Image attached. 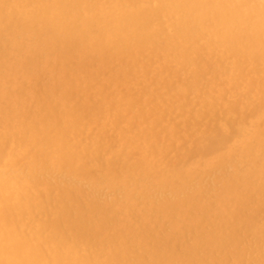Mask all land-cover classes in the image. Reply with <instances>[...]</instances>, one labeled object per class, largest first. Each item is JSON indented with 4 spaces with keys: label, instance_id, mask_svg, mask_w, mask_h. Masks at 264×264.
I'll return each mask as SVG.
<instances>
[{
    "label": "rangeland",
    "instance_id": "rangeland-1",
    "mask_svg": "<svg viewBox=\"0 0 264 264\" xmlns=\"http://www.w3.org/2000/svg\"><path fill=\"white\" fill-rule=\"evenodd\" d=\"M53 1L55 2V4ZM60 1L61 0H5V1L3 0V2H2V0H0V2H1V5H0V13L1 14H0V16H3L5 14L4 20L6 19L7 23L17 21V20H21V19L27 20L33 14H35L36 11L42 10L44 6H52V7L55 6V7H53V11H54V15L56 16L57 14H60L58 12L61 11L62 5H63L62 10L67 8V11H68L67 13H69V14L71 13L70 15H67V17L65 19L66 25L72 26V24H74V26H73L74 30L76 29L77 31L78 30L80 31V25H81L82 20L83 21L86 20L85 22H87V21H90L94 18H102V17H108V16H114V18H119L123 14L131 13V11H132V13H134L135 11H139V8L141 11V9L146 8L145 6L148 2H153V4H154V5L152 4L153 7H156L158 5V4H156L155 0L154 1L153 0H127V1L126 0H98V1L94 0L95 2L93 0H82V1L77 0V3H76V0H74L75 2L73 0H69V1L62 0L61 2ZM116 1H118V2H116ZM89 2H91V3H89ZM101 2H104V3L100 4ZM260 2H261V0H255V3H260ZM83 3H84V5H83ZM88 3L90 4L89 6H88ZM92 3H93V5H92ZM114 3L117 4V6ZM119 3L121 4L122 7L120 6ZM66 4H67V6H66ZM75 4H76V6H75ZM58 7H60L59 8L60 10H58ZM54 8H56V9H54ZM89 8H91V9H89ZM71 10H73L72 12L74 14L71 12ZM51 15H53V14H51ZM19 16H22V17H19ZM55 16L53 18H55ZM75 16H78V19H77V17L75 18ZM88 18H91V19H88ZM175 18L176 17L174 15H171L167 18L165 16H163L161 19L158 20L159 22L157 21V19L154 20V22L152 21L151 29H149L148 31H145V33L143 32L145 35L143 33L138 34V32H132L129 35L127 34V36H126L127 38L124 37V39L129 40V37L131 39L133 37L132 35H134V33L136 35H139V37H138V38H140L139 40L143 41V42H141V44H140V41H139L138 45H137V43H135L136 45L133 44V46H125V42L123 41V38L121 39L119 35L117 37H115V35H113V37H115L113 39V37L111 35L106 36V37H100L101 34H99L98 36L96 35V36L92 37L91 40H89L85 43H82V51L81 52H77L76 51L77 48H75V47L72 48L71 46L67 45L65 42L60 40L59 42H57L55 44L54 53H53L54 57L52 55L50 57L51 59L49 57H46L47 58L46 59V58L41 57V56H40V58L38 56L36 58V56L30 55V54H25L21 58H16V59H18V62H17L18 65H20L22 69H15L14 65L12 64L13 60H11V59L0 61V65L2 64L0 66V69L2 70V72L0 70V81L2 82V84H4L3 86L5 89L4 93H2L0 95V181L12 182V185H14L15 187L18 188V190L10 193L9 198L13 202L17 201V196L20 194L19 188L23 191V194H26V192L32 190L31 188H34V192H36V194H39L41 197H46V196L51 197L52 196L53 198H61L63 196L61 194H64L65 197H68L67 199H69L71 201V208L76 212L75 213L76 216L74 214L72 216V219H71L72 221L69 220L68 222H66L63 225V227H65V228L62 229V231H64V233L63 232L62 233L65 235V237H70V236L74 237V234L76 235L77 232H80L79 235L77 233V238H76L77 240H74L73 245H72V243L70 244V248L73 249V251L76 255L81 256V257H84L87 255V257L88 256L91 257L97 264H105V263L106 264H115V262H116V264L117 263H119V264H127V263L128 264H146V263L147 264H162V263L163 264H173L174 263L175 264L174 261H176V264H178V263L179 264H204V263L205 264H207V263L208 264H213V263L214 264H228V263L229 264H249L250 262H251L250 264H257V263L258 264L259 263L264 264V249H263L264 248V243H263L264 242V235H263V233H264V227H263L264 226V202H263L264 199L262 200V197L264 198V193H263L262 197H260V198L254 197V198H251L252 200H250L249 198L247 199L246 196H244V197L242 196V198H243L242 200L244 202L242 201V203H241L242 205L236 206V207L235 206L234 207L233 206L227 207L226 206V200L224 199V196H222V194H221L222 185H223V178H226L224 180H227V179H231V178L235 177L237 188H241L242 186H244V183L247 181V178L249 179V177L253 176L255 173H257L261 170H264V149H263L264 148V139H263L264 138V113H263L264 108H262L264 106V56H263L264 52H262V51H264V48H263L264 47V36L261 35V37H259L258 39L253 40L254 39L252 36L253 32L247 33L244 31V33L241 36L242 39L240 41L241 47L240 48L237 47L239 49V52H236V53L232 52L230 49V47H232V45H233V44L230 45V41H232V40L223 39L220 41L217 39L215 33L214 32L211 33L212 31H210V30L208 31V33H206L207 36L205 35V33L202 36L201 35L199 36V34L197 36H195L193 38V40H191V41H194V42H192L193 44L191 43V41L186 42L187 44H185L184 47H183L182 42H181L182 44H180V41H175L176 45L174 44V42L172 44H168V39L174 38V33H173L174 30L172 28V24L175 22V20H176ZM74 19H77V20L73 21ZM136 19H138V18H136ZM6 20H5V22H6ZM169 20H170V22H169ZM169 23L171 25H169ZM211 25H212V23L209 19L204 21V26L209 28ZM21 31L23 33H25L26 29L23 28V29H21ZM151 33H153V34H151ZM249 33H251V34H249ZM260 33H259V36H260ZM72 34L76 35L77 33L76 34L72 33ZM149 35H152L150 40L148 39ZM165 36H167V37H165ZM142 37H143V39H142ZM156 38H157V40H156ZM163 38H164V40H163ZM196 39H198L200 41H196ZM213 39H215V40H213ZM154 40H156V41H154ZM162 40H163V42H162ZM107 41L110 42V44L107 45ZM112 41L115 43H112ZM119 41H121L122 44ZM164 41H165L166 45H165ZM223 41H225V42H223ZM152 42L154 44H152ZM228 42H229V44H228ZM146 43L147 44L149 43V45H147ZM161 43H164V44H161ZM219 43H220V45L222 43L223 44L221 46H218ZM85 44H87V45L85 46ZM142 44H143V46H142ZM98 45H101L99 47L102 48V51H103L100 54H98L96 51V49L99 48ZM114 45H116V46H114ZM120 45H122V47ZM158 45H160V47ZM228 45H230V46H228ZM248 46H250V47H248ZM109 47L110 48L113 47L112 48L113 52H112V50H109ZM171 47H172V49H171ZM217 47H218V49H217ZM74 48H75V52H74ZM214 48H216V50H212ZM136 49H138V50L136 51ZM139 49L140 50L142 49L141 53H139L140 52ZM159 49H161V50H159ZM175 49H177V50H175ZM223 49L225 51H223ZM240 49H242L243 52ZM66 50H69V51H66ZM117 50H120V51H118L119 53L117 52ZM63 51H64V55H63ZM216 51H218L219 54H218V52L216 53ZM132 52L135 53L134 58H133L134 54L133 55L131 54ZM225 52H227V53H225ZM258 52H259V54H258ZM104 53L106 54L107 59H106V56ZM107 53H108V55H107ZM121 53H123L124 55ZM164 53L166 55H164ZM238 53H239V55H238ZM240 54H242L243 56ZM153 55H154V57H153ZM181 55H183V56H181ZM59 56H61V59ZM126 57H128V58H126ZM249 57H250V59H249ZM256 57H258V58H256ZM113 58H115V59H113ZM222 58H223V61H222ZM229 58H233V59H229ZM67 59H68V61H67ZM220 59H221V62H220ZM240 59H241V61H240L241 63H238L239 62L238 60H240ZM122 60H123V63H121ZM189 60H191V61H189ZM178 61H180V62H178ZM181 61H183V62H181ZM186 61H188L189 64ZM104 62H105V64L107 63L106 64L107 66L104 65ZM227 62H229V63H227ZM42 63L46 64V65H44V67H43ZM178 63H180L181 66H180V64L178 65ZM184 64L185 65L187 64V65L185 66ZM49 65H50V67L51 66L52 67L50 68ZM240 66H242V67H240ZM105 67L106 68L108 67V68L105 69ZM229 69H231V70H229ZM67 71H69V72H67ZM24 72H26V73H24ZM27 72H29V73H27ZM42 72H44V73H42ZM214 73H215V75H214ZM227 73L230 75H228ZM236 73L238 75H236ZM221 75H223V76H221ZM226 75H228V76H226ZM226 77H227V79H226ZM233 79H235V80H233ZM245 81H246V83H245ZM1 82H0V84H1ZM242 82H243V84H242ZM10 90H11V92H10ZM7 91L10 94H12L11 97H13L15 100H22L24 102V104L27 103V105L29 106V109L27 110V112H29L28 114L25 111H23L22 112L23 117H22L21 113L20 114L19 113H17V114L13 113L12 104L10 102H8L6 99L4 100V98H6L5 96L8 94ZM259 92H260V95H259ZM262 94H263V96H262ZM39 96H41V98ZM257 99H261V100H257ZM4 103H6V104H4ZM59 103H60V105H59ZM238 104H239V106H238ZM248 104H249V106H248ZM69 107L71 108V110ZM83 107H85V108H83ZM252 108H254V109L252 110ZM22 110L23 109H21V111ZM250 110L252 111V113ZM63 112H65V113H63ZM255 112L257 115L255 114ZM248 115L250 118L248 117ZM69 116H70V118H69ZM72 116H74V117L72 118ZM16 117L18 119H16ZM253 117H255V118H253ZM78 118H81L82 120L81 119L78 120ZM243 118H244V120H243ZM77 120H78V122H77ZM31 121L33 124L31 123ZM228 121H230V122H228ZM246 121H247V123H246ZM75 122H76V124H75ZM227 122L229 123V125L231 127L228 126ZM257 122H258V124H257ZM68 123H69V125H68ZM237 123H239V124H237ZM242 123H244V124H242ZM74 124H75V126H74ZM77 124H79V125H77ZM217 124H218V126H217ZM257 125H258V127H257ZM31 129H32V131H31ZM233 129H235V130L233 131ZM229 130H231V131L229 132ZM236 130H237L238 135L235 133ZM213 131H215V134ZM239 131L241 133H239ZM7 132H10V135ZM31 132H33L34 136L31 135ZM62 132H64V133H62ZM71 132H72V134H71ZM75 132H76V134H75ZM219 132H221V134L224 133L222 138L219 137L221 135V134L220 135L218 134ZM3 134H4V137H2ZM62 134L63 135L65 134L66 136H63ZM233 134H235V135H233ZM35 135H37V137H39V138L35 137ZM206 135H208L210 138L207 137ZM236 135L238 138L235 137ZM204 136H205V138H204ZM58 137H60V138H58ZM63 137H65V138H63ZM195 137H196V139H195ZM217 137H219V139L226 138V139H223V142H225V143L224 144L221 143V144H223L221 150L219 149L221 146H219L218 147L219 150L217 149L218 151L216 150L215 152L211 153V155L209 153L207 154L204 151L205 149L204 148L202 149V147H206L209 144V140L210 141L216 140V139H218ZM232 137H234V138H232ZM51 138H55V141L53 139V141L55 142V143L53 142L54 144L52 143ZM258 138H259V140H258ZM20 139H22V140H20ZM58 139H61V140H58ZM231 139H233V140L230 142L229 140H231ZM255 139H256V141H255ZM261 139H263V140H261ZM2 140H4V142ZM190 140H192V142ZM204 140H205V142H204ZM226 140H228L227 144H226ZM206 141H207V143H206ZM45 142H46V144H45ZM66 142H68V143L66 144ZM26 143H27V145H26ZM57 143H59V144L57 145ZM79 143H80V145H79ZM202 143H204V144H202ZM253 143L255 145H260V143H263V146L258 147V146H255ZM2 145L4 147L1 149ZM35 145H36V147H35ZM224 145H226V146H224ZM250 146H252L255 149L252 152V154L248 155L247 150H249ZM59 147H62V148H59ZM128 147H129V149H128ZM23 148L26 150H24ZM52 148H53V150H52ZM74 148L76 151L73 150ZM107 148H110V149H107ZM22 149H23V151H22ZM27 149H29V150H27ZM64 149H66V150H64ZM117 149H119V150H117ZM155 149H157V150H155ZM6 150H7V152H5ZM13 150L16 152H14ZM18 150H20V151H18ZM50 150H52V151L49 152ZM104 150H106L107 152ZM182 150H183V152H182ZM38 151H40V152H38ZM53 151L55 154L52 153ZM103 151H104V153H103ZM187 151H188V153H187ZM29 152H30V154H29ZM44 152H46V153H44ZM73 152H74V154H73ZM99 152L101 153V155ZM119 152L122 154H120ZM23 153H25V154H23ZM35 153H36V155H35ZM135 153H137V154H135ZM144 153H145V155H144ZM236 153L237 154L239 153V154L237 155ZM241 153H242V155H241ZM9 154H11V155H9ZM49 154H50V156H49ZM148 154H150V158L148 157L149 156ZM38 155H40V156L38 157ZM43 155H45V156H43ZM51 155H54V156H51ZM252 155H253V158H252ZM74 156L77 157L78 159L72 160V161L69 160V158H74ZM89 156H91V157H89ZM43 157H45V158L43 159ZM114 157L117 158L118 161ZM139 157H140V160L142 159L141 161L139 160ZM237 157H238V159H237ZM249 157H250V159H249ZM33 158L34 159L40 158V160L42 159L41 160L42 162L46 160V162H43V164H44L43 169H46L49 167L52 168L53 172L51 173V176L43 178V179L35 178L34 174L31 176V173L29 170L30 169L29 165H30V163L32 164V162L34 161ZM113 158H114V160H113ZM121 158H123V159H121ZM176 158H177V160H176ZM125 159L126 160L129 159L130 163H129V161H126ZM143 159H144V161H143ZM209 159H210V161H209ZM7 160L10 163L13 160L14 161L10 164ZM79 160H80V163H79ZM92 160H93L95 165L92 163ZM257 160H258V162H257ZM25 161H26V163H25ZM50 162H51V164H50ZM3 163H4V165H3ZM13 163H15L14 166H13ZM58 163L60 164V166ZM84 163H86V164H84ZM100 163H101V167H102L101 169H100V165H99ZM87 165H89V167ZM10 166H11V168H10ZM61 166H62V168H61ZM134 166H135V168H138L140 171L137 169H134ZM141 166H142V168H140ZM167 166H170V169ZM209 166H210V171H207L208 168L206 169V167H209ZM148 167H150V168H148ZM152 168H153V171L151 170ZM70 169H72V170H70ZM83 169L86 171H83ZM94 169H96V170H94ZM110 169H111V171H110ZM131 169L132 170L134 169V170L132 171ZM154 169H155V171H154ZM222 169H223V172H222ZM113 170H114V173H113ZM249 170L251 172H249ZM163 171H165V172H163ZM208 172H210V173H208ZM73 173H75V174H73ZM160 173H161V175H160ZM188 173H189V175H188ZM102 174H103V176H102ZM107 174H109V175H107ZM144 174H146V175H144ZM151 174H153V176H151ZM202 174H204V175H202ZM104 176H106V177L108 176L109 178L108 177L104 178ZM122 176H123V178H121ZM126 176H130V178H128ZM161 176H162V178H161ZM215 177H217V178H215ZM94 178H95V180H94ZM97 178H98V180H97ZM111 178H113L114 180H111ZM153 178L155 181L153 180ZM194 178H196V179H194ZM127 179L129 182L126 181ZM134 179L136 180L135 182H134ZM157 179H159V180H157ZM251 180H252V178H251ZM27 181L28 182L31 181L33 183H31V182L28 183ZM39 181H41V182L44 181V182L42 184H40L41 182H39ZM104 181H106V182H104ZM107 181H108V183H107ZM36 182H37V185H36ZM109 182H111V183H109ZM149 182H151V183H149ZM188 182H190V184H189L190 187L200 185L198 187V189L200 188L201 191H203V194H206L207 198L205 199V203L201 204V206L199 205V207H197V208H195L193 206L189 207L187 209V213L189 215L190 214L194 215V213H195V215H196L197 212H199V210L203 211L202 209H204L206 206H208L204 210L205 212L202 213V218L204 216L205 222L208 223L209 225L203 226V224H201V225L195 226V228L190 227V226L189 227L183 226L180 229L179 228L175 229V228H172V226H171L172 221H179L181 219V217L180 216L177 217V215L174 213H173V216L171 215V217H170V215H163V217H162V214H161L162 209L161 208L163 207V205H167V202L165 201V202L160 203L159 201H155L153 196L158 193L156 191L158 190L157 185H159V184L160 185L172 184L174 187L175 186L180 187L181 185H184ZM114 183L116 184L115 190L112 188V185ZM106 184H108V186ZM146 185L149 187H147ZM28 186H29V188H28ZM65 186H66V189H68V191L65 189ZM102 187H103V190H102ZM27 188L30 190H27ZM96 188H97V190H96ZM123 189H126L127 191L123 190ZM141 189L142 190L145 189L148 197L141 198V196H140L141 192L139 191ZM83 190H85V191H83ZM121 190H123V191H121ZM43 191L46 193H44ZM79 191H80V193H79ZM109 191H111V192H109ZM205 191H207V192H205ZM77 192H78V194L76 195ZM132 193H133V195H132ZM127 194L128 195L130 194V196L132 195V197H133L132 203H131V201H126L127 200V198H126ZM43 195H45V196H43ZM55 195L57 197H55ZM93 195L95 198H93ZM96 197H97V199H96ZM120 197H121V199H120ZM122 197H124V199ZM114 199H115L116 203L114 202ZM214 199H215V201H214ZM258 200H260V201H258ZM213 201H214V203H213ZM120 202H121V204H118ZM210 203H211V206H210ZM257 203H258V205H257ZM206 204H208V205H206ZM84 205H87V207L85 206L86 207L85 208ZM217 207H218V210H217ZM123 208L128 209V210L126 212H123ZM234 208H236V209H234ZM112 209H114V210L112 211ZM220 209L222 210V212ZM99 210H103L104 212L103 211L100 212ZM93 211H95V212H93ZM148 211H149V214H148ZM111 212L113 215L111 214ZM98 213H100V214H98ZM152 213H154V214H152ZM106 214H108V215H106ZM145 214H146V217L144 216ZM211 214L212 215L215 214V216H212ZM33 215H34V220H37L40 222L45 221V220H43L44 218L46 219V221L48 219L46 217L43 218L42 216H38L37 214H32L31 216H28L25 214L24 215L20 214L19 216L18 215L17 216L19 217V220L22 223L27 225L33 219L32 218ZM99 215H101V216H99ZM102 215H104V216H102ZM147 215H149V216H147ZM78 216H79V218H78ZM127 216H128V218H127ZM132 216L134 217V219ZM155 216H157V217H155ZM248 216H250V217H248ZM23 217H24V219H22ZM103 217H104V219L105 218L106 219L104 220ZM111 217L113 218L112 221H111ZM242 217H244V220L242 219ZM146 218H147V220L149 219L147 221V223H146ZM151 218H152V220H151ZM217 218H218V220H217ZM79 219H80V221H79ZM85 219H87V220H85ZM98 219H99V221H96ZM213 219H214V221H213ZM220 219H222V220L220 221ZM234 219H235V221H233ZM84 220H85V223H84ZM134 220H136V221L133 222ZM168 220H170V221L168 222ZM241 220H243V221H241ZM100 221H101V224H100ZM215 221H216V224H214ZM96 222H98V223H96ZM102 224H103V226H102ZM95 225L97 227H95ZM247 225H249V226H247ZM79 226H80V228H79ZM83 226L86 228L84 229ZM100 226H102V227H100ZM120 226H121V228H120ZM217 226H218V229H217ZM67 227H70V228H67ZM127 228H128V230H127ZM129 228H130V230H129ZM228 228H230L231 230H229ZM74 229H76V230H74ZM150 229H152V230H150ZM110 230H111V232H110ZM144 230H145V233H143ZM164 230L166 233L164 232ZM31 231H32V229L31 230L28 229V231L26 233L30 234ZM207 231L209 232V234L216 232L217 238L222 240V241L227 236L231 237V238H233V243H230V244L219 243L216 246L211 245V246L203 249V247H201L199 245V243H200L199 238L204 240L202 238V236H203V233L206 234ZM107 232H109V233H107ZM117 232H118V234L120 233V235H123V236L118 235ZM72 233H74V234H72ZM130 233H131V235H130ZM157 233H159V234H157ZM258 233H260V234H258ZM132 234H133V236H132ZM144 234H146V235H144ZM106 235H108V236L110 235V236L108 237ZM177 235H178V237H176ZM78 236H80V237L78 238ZM84 236H86V238ZM130 236H132L134 239ZM164 236H166V237H164ZM257 236H259V237H257ZM120 237H121V239H120ZM154 238H156V239H154ZM172 238H173V240H172ZM187 238H188V240H187ZM242 238H243V240H242ZM116 239H117V242H116ZM138 239L139 240L141 239V240L139 241ZM82 240H85V241H82ZM88 240H89V243H91V244L88 243ZM105 240H106V242H105ZM122 241L124 243H122ZM94 242H95V244H93ZM112 242H113V244H112ZM169 243H170L172 249L168 248V246L170 247ZM241 243H242V245H241ZM122 244H124V245H122ZM140 244L141 245L144 244V245L141 246ZM94 245H96V246H94ZM163 245L165 247H163ZM188 245H190V246H188ZM87 246L89 249L87 248ZM104 246H105V249H104ZM126 246H128V247H126ZM133 246H134L135 250H134ZM222 246H223V248H222ZM238 246H240V247H238ZM93 247H94V249H93ZM142 247H144L145 249H143ZM146 247H148L149 249ZM108 248L109 249L110 248L111 249L116 248V250L113 249V252H112V250L110 249L111 250L110 251ZM166 248H168L169 250ZM184 249H186V251ZM200 249H201V251H200ZM90 250H92V251H90ZM142 250H143V252H142ZM93 251H95V252H93ZM116 251H118V252H116ZM162 251H164V252L162 253ZM216 251H217V253H216ZM238 251H239V253H238ZM116 253H119L118 255H120V256H118ZM149 253H150V255H149ZM84 254H86V255H84ZM251 254H252V256H251ZM260 254L262 255V257ZM103 255H105V256H103ZM106 255H107V257H106ZM111 255H114V257L113 256L111 257ZM172 255H174V256H172ZM175 255L177 258H175V260H174L173 257H175ZM95 256L96 257L98 256V257L96 258ZM125 256H128V258H126ZM140 256L141 257L143 256V258H141ZM150 256H151V258H150ZM155 256H157V257H155ZM216 257H217V259H216ZM227 257H230V258H227ZM201 258H203V259H201ZM218 258H220V259H218ZM118 259L120 261H118ZM126 259H127V261L128 260L129 261L126 262ZM206 259H207V261H206ZM107 260L108 261L110 260L109 261L110 263ZM149 260L151 261V263ZM160 260L164 261V262H160ZM243 260H244V262H242ZM258 260H260V261H258ZM145 261H146V263H145ZM192 261H194V263ZM181 262H183V263H181Z\"/></svg>",
    "mask_w": 264,
    "mask_h": 264
},
{
    "label": "bare ground",
    "instance_id": "bare-ground-1",
    "mask_svg": "<svg viewBox=\"0 0 264 264\" xmlns=\"http://www.w3.org/2000/svg\"><path fill=\"white\" fill-rule=\"evenodd\" d=\"M5 1V0H4ZM62 1V0H61ZM60 1V2H61ZM69 1V0H67ZM74 1V0H73ZM82 1V0H81ZM94 1V0H93ZM98 1V0H97ZM127 1V0H126ZM154 1V0H153ZM3 2V0H2ZM46 2V1H45ZM54 2V1H53ZM75 2V1H74ZM95 2V1H94ZM114 2V1H113ZM118 2V1H116ZM142 2V1H141ZM156 4H158L156 7H153L152 4L153 2H148L146 4V8L144 9H141L140 11V8H139V11H135L134 13H126V14H123L121 15V17L119 18H114V16H108V17H102V18H94L90 21H83L81 22V25H80V31L78 32L76 29V31L74 30V24H72V26H68L66 25V17L67 15H70L69 13H67V8H65L64 10L63 9V5H62V9L60 12V14H57L56 16L54 15V11H53V7L55 6H44L42 10L40 11H36L35 14H33L29 19L27 20H17V21H13V22H10V23H7V20L5 22L4 20V15L3 16H0V61H3V60H8V59H11L13 60L12 64L14 65L15 69H22L20 65H18V59L16 58H21L23 55L25 54H30V55H33V56H37L40 58L41 57H51L54 53V47H55V44L57 42H59L60 40H62L63 42H65L67 45L71 46L72 48L75 47L77 48L76 51L77 52H81L82 51V43H85L89 40H91L92 37L94 36H98L99 34L100 37H106V36H109L111 35L113 37V35H115V37H117L118 35L120 36V38L122 39L123 38V41L125 42V46H133V44L139 43V35H136L134 33V35H130L132 38L130 39L129 37V40L128 39H124V37L127 36V34H131L132 32H138L139 33H145V31H148L149 29H151L152 27V21L154 22V20L157 19V21L159 19H161L163 16H165L166 18L171 16V15H174L176 18L175 22L172 24V28L174 30V38H169L168 39V44H172L174 42L175 44V41H180V44L183 43V47L185 44H187L186 42H189L191 40H193V38L195 36H197L199 34V36L201 35H206V33H208V31H212L211 33H215L216 37L218 40H223V39H230L232 41H230V45H232V47H230L231 51L232 52H239V49L237 47H241V44H240V41H241V36L242 34L245 32H253L252 36H253V40H256L258 39L259 37H261V35L264 36V0H261L260 3H255V0H155ZM76 3H77V0H76ZM81 3V2H80ZM91 3V2H89ZM88 3V6L90 5ZM97 3V2H96ZM104 2H101L100 4H103ZM146 3V2H145ZM55 4V2H54ZM57 4V3H56ZM68 4V3H67ZM66 4V6H67ZM74 4V3H73ZM115 4V3H114ZM120 4V3H119ZM127 4V3H126ZM151 4V5H150ZM0 5H1V2H0ZM53 5V4H52ZM58 5V4H57ZM84 5V3H83ZM93 5V3H92ZM91 5V6H92ZM95 5V4H94ZM106 5V4H105ZM117 6V4H115ZM154 5V4H153ZM73 6V5H72ZM71 6V7H72ZM76 6V4H75ZM90 6V7H91ZM121 6V4H120ZM133 6V5H132ZM61 7V6H60ZM58 7V10H60ZM79 7V6H78ZM81 7V6H80ZM84 7V6H83ZM103 7V6H102ZM107 7V6H106ZM113 7V6H112ZM122 7V6H121ZM70 8V7H69ZM74 8V7H73ZM82 8V7H81ZM98 8V7H97ZM111 8V7H110ZM56 9V8H54ZM75 9V8H74ZM91 9V8H89ZM120 9V8H119ZM138 9V8H137ZM95 10V9H94ZM108 10V9H107ZM70 11V10H69ZM73 10H71L72 12ZM79 11V10H78ZM77 11V12H78ZM81 11V10H80ZM91 11V10H90ZM99 11V10H98ZM97 11V12H98ZM105 11V10H104ZM9 12V11H8ZM87 12V11H86ZM114 12V11H113ZM138 12V13H137ZM3 13V12H2ZM73 13V12H72ZM76 13V12H75ZM88 13V12H87ZM137 13V14H136ZM1 14V13H0ZM53 14V15H51ZM74 14V13H73ZM105 14V13H104ZM116 14V13H115ZM7 15V14H6ZM77 15V14H76ZM96 15V14H95ZM112 15V14H111ZM117 15V14H116ZM55 16V18H53ZM97 16V15H96ZM102 16V15H101ZM19 17H22V16H19ZM77 17L78 19V16H75V18ZM84 17V16H83ZM88 17V16H87ZM99 17V16H98ZM173 17V16H172ZM171 17V18H172ZM138 18V19H136ZM77 19H74L73 21L77 20ZM82 19V18H81ZM88 19H91V18H88ZM209 19L212 23V25L208 28L206 26H204V21ZM70 20V19H69ZM80 20V19H79ZM171 20V19H170ZM169 20V22H170ZM166 21V20H165ZM70 22V21H69ZM78 22V21H77ZM159 22V21H158ZM161 23V22H160ZM40 24V25H39ZM156 24V23H155ZM165 24V23H164ZM168 24V23H167ZM70 25V24H69ZM157 25V24H156ZM155 25V26H156ZM169 25H171L169 23ZM160 26V25H159ZM76 27V26H75ZM26 29L25 33H23L21 31V29ZM73 28V29H72ZM162 28V27H161ZM165 29V28H164ZM156 31V30H155ZM172 31V30H171ZM261 32V33H260ZM71 33V34H70ZM72 33H77L76 35H73ZM143 33V34H144ZM155 33V32H154ZM160 33V32H159ZM210 33V32H209ZM259 33H260V36H259ZM153 34V33H151ZM158 34V33H157ZM246 34V33H245ZM251 34V33H249ZM145 35V34H144ZM165 35V34H164ZM167 35V34H166ZM212 35V34H211ZM173 36V35H172ZM207 36V35H206ZM113 37V39L115 38ZM144 37V36H143ZM142 37V39H143ZM152 37V35H149L148 36V39L150 40V38ZM154 37V36H153ZM167 37V36H165ZM164 37V38H165ZM215 37V38H216ZM127 38V37H126ZM138 38V39H137ZM163 38V40H164ZM208 38V37H207ZM206 38V39H207ZM106 39V38H105ZM111 39V38H110ZM141 39V40H142ZM177 39V40H176ZM96 40V39H95ZM157 40V38H156ZM154 40V41H156ZM162 40V42H163ZM208 40V39H207ZM215 40V39H213ZM261 40V39H260ZM114 41V40H113ZM112 43H115L113 42ZM116 41V40H115ZM145 41V40H144ZM152 41V40H151ZM161 41V40H160ZM196 41H200L198 39H196ZM219 41V42H220ZM95 42V41H94ZM99 42V41H98ZM101 42V41H100ZM121 43V41H119ZM141 42L143 41H140V44ZM147 42V41H146ZM159 42V41H158ZM182 42V43H181ZM194 42V41H191V43ZM218 42V41H217ZM225 42V41H223ZM243 42V41H242ZM251 42V41H250ZM263 42V41H262ZM119 43V44H120ZM165 43V41H164ZM164 43H161V44H164ZM202 43V42H201ZM206 43V42H205ZM215 43V42H214ZM256 43V42H255ZM254 43V44H255ZM94 44V43H93ZM110 44V42L107 41V45ZM118 44V45H119ZM122 44V43H121ZM147 44V43H146ZM152 44H154L152 42ZM157 44V43H156ZM160 44V43H159ZM173 44V45H174ZM193 44V43H192ZM223 44V43H222ZM221 44V45H222ZM229 44V42H228ZM244 44V43H243ZM247 44V43H246ZM87 44H85L86 46ZM95 45V44H94ZM117 45V44H116ZM114 45V46H116ZM136 45V44H135ZM145 45V44H144ZM149 45V43L147 44ZM166 45V43H165ZM176 45V44H175ZM190 45V44H189ZM220 43L218 46H221ZM228 45V46H230ZM91 46V45H90ZM101 46V45H98V47ZM122 47V45H120ZM119 46V47H120ZM141 46V45H140ZM143 46V44H142ZM141 46V47H142ZM153 46V45H152ZM160 47V45H158ZM168 46V45H167ZM188 46V45H187ZM186 46V47H187ZM194 46V45H193ZM227 46V45H226ZM225 46V47H226ZM245 46V45H244ZM255 46V45H254ZM137 47V46H136ZM162 47V46H161ZM170 47V46H169ZM181 47V46H180ZM190 47V46H189ZM188 47V48H189ZM250 47V46H248ZM75 48H74V52H75ZM89 48V47H88ZM113 48V47H112ZM109 47V50H112L113 52V49ZM155 48V47H154ZM207 48V47H206ZM264 48V47H263ZM262 48V49H263ZM84 49V48H83ZM117 49V48H116ZM115 49V50H116ZM134 49V48H133ZM172 49V47H171ZM218 49V47H217ZM220 49V48H219ZM248 49V48H247ZM65 50V49H64ZM86 50V49H85ZM108 50V49H107ZM121 50V49H120ZM120 50H117L120 51ZM123 50V49H122ZM126 50V49H125ZM135 50V49H134ZM138 49H136L137 51ZM145 50V49H144ZM152 50V49H151ZM161 50V49H159ZM164 50V49H163ZM174 50V49H173ZM177 50V49H175ZM185 50V49H184ZM198 50V49H197ZM212 50H216V48L212 49ZM227 50V49H226ZM242 50V49H240ZM259 50V49H258ZM66 51H69V50H66ZM88 51V50H87ZM97 53L100 54L102 53V48H97L96 49ZM129 51V50H128ZM139 53H141L142 49L140 50L139 49ZM156 51V50H155ZM182 51V50H181ZM187 51V50H186ZM196 51V50H195ZM211 51V50H210ZM223 51H225L223 49ZM257 51V50H256ZM134 52V51H133ZM131 53L132 55L134 54L133 58L135 57V53ZM218 51H216L217 53ZM228 52V51H227ZM225 52V53H227ZM243 52V50H242ZM249 52V51H248ZM264 52V51H262ZM119 53V52H118ZM138 53V52H137ZM171 53V52H170ZM174 53V52H173ZM212 53V52H211ZM80 54V53H79ZM105 54V53H104ZM123 54V53H121ZM197 54V53H196ZM219 54V52H218ZM247 54V53H246ZM259 54V52H258ZM60 55V54H59ZM63 55H64V51H63ZM108 55V53H107ZM124 55V54H123ZM126 55V54H125ZM141 55V54H140ZM139 55V56H140ZM164 55H166L164 53ZM187 55V54H186ZM185 55V56H186ZM222 55V54H221ZM227 55V54H226ZM237 55V54H236ZM239 55V53H238ZM242 55V54H240ZM69 56V55H68ZM72 56V55H71ZM106 56V54H105ZM127 56V55H126ZM168 56V55H167ZM183 56V55H181ZM195 56V55H194ZM243 56V55H242ZM257 56V55H256ZM264 56V55H263ZM54 57V55H53ZM52 57V58H53ZM60 59H61V56H59ZM63 57V56H62ZM66 57V56H65ZM99 57V56H98ZM110 57V56H109ZM120 57V56H119ZM154 57V55H153ZM162 57V56H161ZM218 57V56H217ZM222 57V56H221ZM220 57V58H221ZM128 58V57H126ZM131 58V57H130ZM160 58V57H159ZM167 58V57H166ZM189 58V57H188ZM238 58V57H237ZM236 58V59H237ZM258 58V57H256ZM47 59V58H46ZM51 59V58H50ZM64 59V58H63ZM66 59V58H65ZM69 59V58H68ZM67 59V61H68ZM106 59H107V56H106ZM115 59V58H113ZM120 59V58H119ZM168 59V58H167ZM179 59V58H178ZM182 59V58H181ZM185 59V58H184ZM229 59H233V58H229ZM250 59V57H249ZM255 59V58H254ZM262 59V58H261ZM57 60V59H56ZM121 60V59H120ZM188 60V59H187ZM259 60V59H258ZM257 60V61H258ZM48 61V60H47ZM134 61V60H133ZM168 61V60H167ZM191 61V60H189ZM222 61H223V58H222ZM239 62L238 63H241V59L238 60ZM253 61V60H252ZM41 62V61H40ZM51 62V61H50ZM89 62V61H88ZM93 62V61H92ZM121 62V61H120ZM180 62V61H178ZM183 62V61H181ZM185 62V61H184ZM188 63V61H186ZM220 62H221V59H220ZM235 62V61H234ZM52 63V62H51ZM70 63V62H69ZM97 63V62H96ZM103 63V62H102ZM123 63V60L122 62ZM176 63V62H175ZM224 63V62H223ZM229 63V62H227ZM226 63V64H227ZM231 63V62H230ZM11 64V65H12ZM43 64V63H42ZM56 64V63H55ZM72 64V63H71ZM107 64V63H106ZM104 62V65L107 66ZM180 63H178L179 65ZM189 64V63H188ZM217 64V63H216ZM2 65V64H1ZM0 65V66H1ZM41 65V64H40ZM44 65L46 64H43V67ZM52 65V64H51ZM58 65V64H57ZM56 65V66H57ZM185 65V64H184ZM187 65V64H186ZM185 65V66H186ZM219 65V64H218ZM113 66V65H112ZM181 66V64H180ZM184 66V67H185ZM41 67V66H40ZM50 67V65H49ZM52 67V66H51ZM50 67V68H51ZM84 67V66H83ZM100 67V66H99ZM111 67V66H110ZM234 67V66H233ZM239 67V66H238ZM242 67V66H240ZM30 68V67H29ZM102 68V67H101ZM108 68V67H107ZM105 67V69H107ZM221 68V67H220ZM224 68V67H223ZM231 68V67H230ZM40 69V68H39ZM55 69V68H54ZM1 70V69H0ZM213 70V69H212ZM231 70V69H229ZM11 71V70H10ZM33 71V70H32ZM56 71V70H55ZM64 71V70H63ZM104 71V70H103ZM2 72V70H1ZM31 72V71H30ZM53 72V71H52ZM57 72V71H56ZM69 72V71H67ZM105 72V71H104ZM214 72V71H213ZM18 73V72H17ZM26 73V72H24ZM29 73V72H27ZM44 73V72H42ZM82 73V72H81ZM219 73V72H218ZM20 74V73H19ZM47 74V73H46ZM45 74V75H46ZM101 74V73H100ZM228 74V73H227ZM234 74V73H233ZM169 75V74H168ZM215 75V73H214ZM219 75V74H218ZM230 75V74H228ZM226 75V76H228ZM236 75H238L236 73ZM4 76V75H3ZM223 76V75H221ZM234 77V76H233ZM95 78V77H94ZM225 79V78H224ZM227 79V77H226ZM64 80V79H63ZM235 80V79H233ZM5 81V80H4ZM225 81V80H224ZM232 81V80H231ZM230 81V82H231ZM1 82V81H0ZM246 83V81H245ZM243 84V82H242ZM4 84H0V95L2 93H4L5 89H4ZM7 85V84H6ZM79 86V85H78ZM258 86V85H257ZM181 87V86H180ZM183 87V86H182ZM207 87V86H206ZM259 87V86H258ZM77 88V87H76ZM251 88V87H250ZM254 88V87H253ZM11 89V88H10ZM179 89V88H178ZM210 89V88H209ZM261 89V88H260ZM69 90V89H68ZM67 90V91H68ZM90 90V89H89ZM213 90V89H212ZM255 90V89H254ZM257 90V89H256ZM8 92V91H7ZM11 92V90H10ZM31 92V91H30ZM257 92V91H256ZM255 92V93H256ZM261 92V91H260ZM260 92H259V95H260ZM195 93V92H194ZM262 93V92H261ZM4 95V94H3ZM12 94H10L8 92V94L5 96L6 98H4V100L6 99L8 102H10L13 106V113L14 114H17V113H21V116L23 115L22 112L25 111L27 114L29 112H27V110L29 109V106L27 105V103L24 104V102L22 100H15L13 97H11ZM36 95V94H35ZM41 95V94H40ZM254 95V94H253ZM54 96V95H53ZM263 96V94H262ZM41 98V96H39ZM259 97V96H258ZM45 99V98H44ZM86 100V99H85ZM257 100H261V99H257ZM57 102V101H56ZM6 104V103H4ZM109 104V103H108ZM241 104V103H240ZM243 104V103H242ZM263 104V103H262ZM60 105V103H59ZM75 105V104H74ZM110 105V104H109ZM244 105V104H243ZM260 105V104H259ZM65 106V105H64ZM181 106V105H180ZM239 106V104H238ZM249 106V104H248ZM10 107V106H9ZM67 107V106H66ZM247 107V106H246ZM257 107V106H256ZM260 107V106H259ZM258 107V108H259ZM70 108V107H69ZM85 108V107H83ZM195 108V107H194ZM264 108V106L262 107ZM21 109H23L21 111ZM26 109V110H25ZM80 109V108H79ZM254 108H252L253 110ZM71 110V108H70ZM81 110V109H80ZM16 113H15V112ZM74 111V110H73ZM79 111V110H78ZM77 111V112H78ZM251 111V110H250ZM261 111V110H260ZM80 112V111H79ZM84 112V111H83ZM219 112V111H218ZM258 112V111H257ZM59 113V112H58ZM65 113V112H63ZM76 113V112H75ZM81 113V112H80ZM252 113V111H251ZM264 113V112H263ZM82 114V113H81ZM80 114V115H81ZM230 114V113H229ZM256 114V112H255ZM25 115V114H24ZM44 115V114H43ZM61 115V114H60ZM73 115V114H72ZM215 115V114H214ZM245 115V114H244ZM247 115V114H246ZM257 115V114H256ZM18 116V115H17ZM45 116V115H44ZM185 116V115H184ZM23 117V116H22ZM74 116H72L73 118ZM222 117V116H221ZM249 117V115H248ZM8 118V117H7ZM11 118V117H10ZM9 118V119H10ZM70 118V116H69ZM218 118V117H217ZM250 118V117H249ZM255 118V117H253ZM16 119H18L16 117ZM42 119V118H41ZM81 119V118H78V120ZM226 119V118H225ZM77 120V122H78ZM82 120V119H81ZM244 120V118H243ZM202 121V120H201ZM234 121V120H233ZM261 121V120H260ZM70 122V121H69ZM72 122V121H71ZM80 122V121H79ZM230 122V121H228ZM227 122V123H228ZM263 122V121H262ZM32 123V121H31ZM208 123V122H207ZM219 123V122H218ZM226 123V124H227ZM247 123V121H246ZM5 124V123H4ZM33 124V123H32ZM38 124V123H37ZM76 124V122H75ZM74 124V126H75ZM239 124V123H237ZM244 124V123H242ZM258 124V122H257ZM262 124V123H261ZM69 125V123H68ZM71 125V124H70ZM79 125V124H77ZM73 126V127H74ZM90 126V125H89ZM218 126V124H217ZM228 126L229 123H228ZM237 126V125H236ZM242 126V125H241ZM16 127V126H15ZM66 127V126H65ZM68 127V126H67ZM72 127V126H71ZM70 127V128H71ZM115 127V126H114ZM231 127V126H230ZM229 127V128H230ZM258 127V125H257ZM31 128V127H30ZM38 128V127H37ZM215 128V127H214ZM234 128V127H233ZM17 129V128H16ZM36 129V128H35ZM68 129V128H67ZM208 129V128H207ZM221 129V128H220ZM228 129V128H227ZM260 129V128H259ZM39 130V129H38ZM235 129H233L234 131ZM241 130V129H240ZM32 131V129H31ZM69 131V130H68ZM231 130H229L230 132ZM74 132V131H73ZM212 132V131H211ZM214 134H215V131H213ZM218 132V131H217ZM216 132V133H217ZM259 132V131H258ZM9 133L10 135V132H7ZM25 133V132H24ZM48 133V132H47ZM64 133V132H62ZM79 133V132H78ZM192 133V132H191ZM235 133L238 135L237 133V130L235 131ZM239 133H241L239 131ZM13 134V133H12ZM28 134V133H27ZM72 134V132H71ZM76 134V132H75ZM209 134V133H208ZM211 134V133H210ZM219 135L221 134V132L218 133ZM224 134V133H223ZM223 134H221L219 137H223ZM24 135V134H23ZM30 135V134H29ZM31 135H33V132H31ZM63 135V134H62ZM61 135V136H62ZM79 135V134H78ZM235 135V134H233ZM237 135L235 137H237ZM8 136V135H7ZM34 136V135H33ZM32 136V137H33ZM55 136V135H54ZM53 136V137H54ZM63 136H66L65 134ZM207 137H209L208 135H206ZM4 137V134L3 136ZM13 137V136H12ZM35 137H37V135H35ZM34 137V138H35ZM154 137V136H153ZM200 137V136H199ZM212 137V136H211ZM219 137H217L218 139L216 140H209V144L206 146V147H202V149L204 148L205 152L208 154L211 155V153L215 152L219 146H221L219 149L221 150L222 148V145L225 143L223 142V139H226V138H223V139H219ZM230 137V136H229ZM22 138V137H21ZM29 138V137H28ZM39 138V137H37ZM60 138V137H58ZM65 138V137H63ZM205 138V136H204ZM210 138V137H209ZM215 138V137H214ZM234 138V137H232ZM238 138V137H237ZM256 138V137H255ZM11 139V138H10ZM14 139V138H13ZM24 139V138H23ZM27 139V138H26ZM32 139V138H31ZM42 139V138H41ZM48 139V138H47ZM52 139V143L55 141V138H51ZM54 139V141H53ZM156 139V138H155ZM196 139V137H195ZM194 139V140H195ZM200 139V138H199ZM264 139V138H263ZM261 139V140H263ZM22 140V139H20ZM30 140V139H29ZM37 140V139H36ZM39 140V139H38ZM44 140V139H43ZM58 140H61V139H58ZM66 140V139H65ZM193 140V139H192ZM192 140H190L192 142ZM201 140V139H200ZM206 140V139H205ZM204 140V142H205ZM233 139L229 140L230 142L232 141ZM259 140V138H258ZM4 142V140H2ZM17 141V140H16ZM32 141V140H31ZM67 141V140H66ZM101 141V140H100ZM116 141V140H115ZM256 141V139H255ZM2 142V143H3ZM19 142V141H18ZM29 142V141H28ZM34 142V141H33ZM37 142V141H36ZM40 142V141H39ZM72 142V141H71ZM77 142V141H76ZM121 142V141H120ZM144 142V141H143ZM142 142V143H143ZM190 142V143H191ZM254 142V141H253ZM55 143V142H54ZM53 143V144H54ZM65 143V142H64ZM68 142H66L67 144ZM70 143V142H69ZM78 143V142H77ZM129 143V142H128ZM141 143V144H142ZM157 143V142H156ZM188 143V142H187ZM207 143V141H206ZM223 143V144H221ZM228 143V140H226V144ZM233 143V142H232ZM35 144V143H34ZM46 144V142H45ZM59 143H57L58 145ZM62 144V143H61ZM107 144V143H106ZM116 144V143H115ZM204 144V143H202ZM254 144V143H253ZM9 145V144H8ZM27 145V143H26ZM29 145V144H28ZM40 145V144H39ZM56 145V144H55ZM54 145V146H55ZM56 145V146H57ZM78 145V144H77ZM80 145V143H79ZM78 145V146H79ZM128 145V144H127ZM150 145V144H149ZM160 145V144H159ZM191 145V144H190ZM255 145V144H254ZM32 146V145H31ZM61 146V145H60ZM74 146V145H73ZM76 146V145H75ZM88 146V145H87ZM116 146V145H115ZM129 146V145H128ZM138 146V145H137ZM141 146V145H140ZM185 146V145H184ZM203 146V145H202ZM226 146V145H224ZM223 146V147H224ZM255 146H258V147H262L263 146V143H260V145H255ZM4 146L2 145L1 146V149L3 148ZM36 147V145H35ZM38 147V146H37ZM52 147V146H51ZM72 147V146H71ZM107 147V146H106ZM112 147V146H111ZM110 147V148H111ZM132 147V146H131ZM144 147V146H143ZM196 147V146H195ZM248 147V146H247ZM20 148V147H19ZM47 148V147H46ZM54 148V147H53ZM52 148V150H53ZM59 148H62V147H59ZM82 148V147H81ZM89 148V147H88ZM110 148H107V149H110ZM24 149V148H23ZM22 149V151H23ZM33 149V148H32ZM39 149V148H38ZM51 149V148H50ZM129 149V147H128ZM196 149V148H195ZM218 149V150H219ZM255 148H253L252 146L249 147V150H247V154H252V152L254 151ZM264 149V148H263ZM12 150V149H11ZM17 150V149H16ZM26 150V149H24ZM29 150V149H27ZM45 150V149H44ZM43 150V151H44ZM52 150H50L49 152H51ZM66 150V149H64ZM63 150V151H64ZM75 150V148L73 149ZM80 150V149H79ZM78 150V151H79ZM101 150V149H100ZM119 150V149H117ZM154 150V149H153ZM157 150V149H155ZM188 150V149H187ZM199 150V149H198ZM217 150V151H218ZM237 150V149H236ZM14 151V150H13ZM20 151V150H18ZM42 151V152H43ZM76 151V150H75ZM106 151V150H104ZM103 151V153H104ZM196 151V150H195ZM203 151V152H204ZM239 151V150H238ZM7 152V150L5 151ZM11 152V151H10ZM16 152V151H14ZM40 152V151H38ZM107 152V151H106ZM109 152V151H108ZM127 152V151H126ZM149 152V151H148ZM183 152V150H182ZM191 152V151H190ZM198 152V151H197ZM201 152V151H200ZM229 152V151H228ZM245 152V151H244ZM46 153V152H44ZM54 153V151L52 152ZM100 153V152H99ZM98 153V154H99ZM120 153V152H119ZM141 153V152H140ZM151 153V152H150ZM156 153V152H155ZM188 153V151H187ZM257 153V152H256ZM255 153V154H256ZM25 154V153H23ZM30 154V152H29ZM55 154V153H54ZM74 154V152H73ZM107 154V153H106ZM110 154V153H109ZM115 154V153H114ZM122 154V153H120ZM137 154V153H135ZM152 154V153H151ZM215 154V153H214ZM217 154V153H216ZM235 154V153H234ZM233 154V155H234ZM237 154V153H236ZM239 154V153H238ZM237 154V155H238ZM244 154V153H243ZM254 154V155H255ZM263 154V153H262ZM11 155V154H9ZM36 155V153H35ZM101 155V153H100ZM117 155V154H116ZM145 155V153H144ZM149 155V156H148ZM147 156L150 158V154H148ZM199 155V154H198ZM242 155V153H241ZM23 156V155H22ZM21 156V157H22ZM28 156V155H27ZM31 156V155H30ZM40 155H38L39 157ZM45 156V155H43ZM50 156V154H49ZM51 156H54V155H51ZM123 156V155H122ZM121 156V157H122ZM125 156V155H124ZM146 156V157H147ZM155 156V155H154ZM167 156V155H166ZM177 156V155H176ZM190 156V155H189ZM228 156V155H227ZM226 156V157H227ZM231 156V155H230ZM256 156V155H255ZM258 156V155H257ZM10 157V156H9ZM91 157V156H89ZM93 157V156H92ZM105 157V156H104ZM103 157V158H104ZM107 157V156H106ZM117 157V156H116ZM129 157V156H128ZM136 157V156H135ZM138 157V156H137ZM199 157V156H198ZM229 157V156H228ZM234 157V156H233ZM240 157V156H239ZM17 158V157H16ZM25 158V157H24ZM35 158V157H34ZM33 158V162L32 164L30 163L29 167H30V173H31V176L34 174L35 178L37 179H43V178H46V177H49L51 176V173L53 172L52 168H46V169H43L44 167V164L43 162H46L45 161H41L40 158H36L34 159ZM45 157H43L44 159ZM50 158V157H49ZM108 158V157H107ZM115 158V157H114ZM113 158V160H114ZM131 158V157H130ZM143 158V157H142ZM152 158V157H151ZM184 158V157H183ZM230 158V157H229ZM241 158V157H240ZM252 158H253V155H252ZM15 159V158H14ZM48 159V158H47ZM78 158L74 156V158H69V160H77ZM105 159V158H104ZM117 159V158H115ZM123 159V158H121ZM147 159V158H146ZM164 159V158H163ZM166 159V158H165ZM188 159V158H187ZM224 159V158H223ZM232 159V158H231ZM238 159V157H237ZM242 159V158H241ZM245 159V158H244ZM250 159V157H249ZM255 159V158H254ZM84 160V159H83ZM99 160V159H98ZM126 160V159H125ZM139 160H140V157H139ZM142 160V159H141ZM140 160V161H141ZM154 160V159H153ZM157 160V159H156ZM159 160V159H158ZM177 160V158H176ZM243 160V159H242ZM256 160V159H255ZM261 160V159H260ZM8 161V160H7ZM11 161V160H10ZM14 161V160H13ZM12 161V162H13ZM27 161V160H26ZM25 161V163H26ZM52 161V160H51ZM91 161V160H90ZM118 161V159H117ZM124 161V160H123ZM126 161H129V159H127ZM144 161V159H143ZM146 161V160H145ZM148 161V160H147ZM185 161V160H184ZM189 161V160H188ZM210 161V159H209ZM208 161V162H209ZM235 161V160H234ZM247 161V160H246ZM9 162V161H8ZM11 162V163H12ZM21 162V161H20ZM160 162V161H159ZM200 162V161H199ZM248 162V161H247ZM258 162V160H257ZM10 163V162H9ZM10 163V164H11ZM60 163V162H59ZM58 163V164H59ZM79 163H80V160H79ZM92 163L94 164L93 160H92ZM91 163V164H92ZM103 163V162H102ZM105 163V162H104ZM130 163V161H129ZM161 163V162H160ZM204 163V162H203ZM213 163V162H212ZM217 163V162H216ZM227 163V162H226ZM237 163V162H236ZM260 163V162H259ZM51 164V162H50ZM56 164V163H55ZM64 164V163H63ZM77 164V163H76ZM86 164V163H84ZM134 164V163H133ZM139 164V163H138ZM137 164V165H138ZM149 164V163H148ZM178 164V163H177ZM199 164V163H198ZM218 164V163H217ZM223 164V163H222ZM235 164V163H234ZM257 164V163H256ZM4 165V163H3ZM15 165V163H13V166ZM79 165V164H78ZM77 165V166H78ZM95 165V164H94ZM100 165V169L102 168L101 167V163L99 164ZM109 165V164H108ZM125 165V164H124ZM205 165V164H204ZM252 165V164H251ZM25 166V165H24ZM23 166V167H24ZM55 166V165H54ZM60 166V164H59ZM65 166V165H64ZM63 166V167H64ZM89 167V165H87ZM115 166V165H114ZM120 166V165H119ZM136 166V165H135ZM134 166V169H137L139 170L138 168H135ZM156 166V165H155ZM228 166V165H227ZM239 166V165H238ZM249 166V165H248ZM255 166V165H254ZM260 166V165H259ZM8 167V166H7ZM27 167V166H26ZM76 167V166H75ZM96 167V166H95ZM105 167V166H104ZM131 167V166H130ZM152 167V166H151ZM169 167L170 169V166H167ZM196 167V166H195ZM213 167V166H212ZM225 167V166H224ZM246 167V166H245ZM253 167V166H252ZM258 167V166H257ZM256 167V168H257ZM9 168V167H8ZM11 168V166H10ZM13 168V167H12ZM18 168V167H17ZM22 168V167H21ZM62 168V166H61ZM99 168V167H98ZM106 168V167H105ZM142 168V166L140 167ZM150 168V167H148ZM174 168V167H173ZM178 168V167H177ZM181 168V167H180ZM208 168V169H207ZM239 168V167H238ZM27 169V168H26ZM99 169V170H100ZM114 169V168H113ZM133 169V170H134ZM145 169V168H144ZM157 169V168H156ZM197 169V168H196ZM207 171H210V166L209 167H206ZM218 169V168H217ZM216 169V170H217ZM220 169V168H219ZM244 169V168H243ZM252 169V168H251ZM258 169V168H257ZM263 169V168H262ZM12 170V169H11ZM33 170V171H32ZM72 170V169H70ZM91 170V169H90ZM96 170V169H94ZM132 170V169H131ZM132 170V171H133ZM142 170V169H141ZM146 170V169H145ZM153 171V168L151 169ZM165 170V169H164ZM254 170V169H253ZM260 170V169H259ZM7 171V170H6ZM16 171V170H15ZM83 171H86L83 169ZM111 171V169H110ZM140 171V170H139ZM155 171V169H154ZM172 171V170H171ZM184 171V170H183ZM189 171V170H188ZM195 171V170H194ZM193 171V172H194ZM26 172V171H25ZM33 172V173H32ZM135 172V171H134ZM138 172V171H137ZM143 172V171H142ZM165 172V171H163ZM167 172V171H166ZM204 172V171H203ZM206 172V171H205ZM212 172V171H211ZM219 172V171H218ZM217 172V173H218ZM222 172H223V169H222ZM234 172V171H233ZM243 172V171H242ZM248 172V171H247ZM249 172H251L249 170ZM255 172V171H254ZM76 173V172H75ZM73 173V174H75ZM110 173V172H109ZM113 173H114V170H113ZM112 173V174H113ZM133 173V172H132ZM131 173V174H132ZM140 173V172H139ZM162 173V172H161ZM160 173V175H161ZM182 173V172H181ZM200 173V172H199ZM210 173V172H208ZM225 173V172H224ZM141 174V173H140ZM155 174V173H154ZM157 174V173H156ZM201 174V173H200ZM205 174V173H204ZM202 174V175H204ZM237 174V173H236ZM22 175V174H21ZM29 175V174H28ZM109 175V174H107ZM111 175V174H110ZM146 175V174H144ZM163 175V174H162ZM189 175V173H188ZM251 175V174H250ZM85 176V175H84ZM103 176V174H102ZM115 176V175H114ZM131 176V175H130ZM130 176H126L128 178H130ZM140 176V175H139ZM150 176V175H149ZM151 176H153V174H151ZM168 176V175H167ZM196 176V175H195ZM201 176V175H200ZM230 176V175H229ZM233 176V175H232ZM239 176V175H238ZM108 177V176H107ZM106 176H104V178H107ZM125 177V176H124ZM146 177V176H145ZM192 177V176H191ZM91 178V177H90ZM109 178V177H108ZM123 178V176L121 177ZM132 178V177H131ZM141 178V177H140ZM143 178V177H142ZM151 178V177H150ZM162 178V176H161ZM167 178V177H166ZM210 178V177H209ZM217 178V177H215ZM219 178V177H218ZM231 178V177H230ZM241 178V177H240ZM252 178V180H251ZM102 179V178H101ZM126 179V178H125ZM193 179V178H192ZM196 179V178H194ZM214 179V178H213ZM226 178H223V185H222V191H221V194L222 196H224V199L226 200V206L230 207V206H241L242 204V196H246V198L252 200L251 198H254V197H262L263 193H264V170H261L257 173H255L253 176L249 177V179L247 178V183L243 182L244 183V186H242L241 188H237L236 186V178H231V179H227V180H224ZM63 180V179H62ZM95 180V178H94ZM98 180V178H97ZM96 180V181H97ZM104 180V179H103ZM111 180H114L113 178H111ZM116 180V179H115ZM124 180V179H123ZM151 180V179H150ZM149 180V181H150ZM154 180V178H153ZM159 180V179H157ZM204 180V179H203ZM221 180V179H220ZM219 180V181H220ZM100 181V180H99ZM102 181V180H101ZM127 182L128 179L126 180ZM136 180L134 179V182ZM155 181V180H154ZM188 181V180H187ZM28 182V181H27ZM31 182V181H30ZM28 182V183H30ZM41 182V181H39ZM44 181H42L40 184H42ZM106 182V181H104ZM114 182V181H113ZM120 182V181H119ZM147 182V181H146ZM158 182V181H157ZM156 182V183H157ZM162 182V181H161ZM165 182V181H164ZM177 182V181H176ZM184 182V181H183ZM209 182V181H208ZM214 182V181H213ZM221 182V181H220ZM15 183V182H14ZM33 183V182H31ZM99 183V182H98ZM108 183V181H107ZM111 183V182H109ZM118 183V182H117ZM148 183V182H147ZM151 183V182H149ZM238 183V182H237ZM16 184V183H15ZM52 184V183H51ZM128 184V183H127ZM132 184V183H131ZM130 184V185H131ZM136 184V183H135ZM146 184V183H145ZM153 184V183H152ZM175 184V183H174ZM190 182L184 184V185H181L180 187L179 186H173L172 184H162V185H157V191L158 192L157 194H155L153 197H154V200L155 201H159L160 203L161 202H167V205H163V207L161 208V214H162V217L163 215H171L173 216V213L178 216L181 217V219L179 221H172V228H181L183 226H186V227H194L197 226V225H201L203 224V226H207L209 225L208 223L205 222L204 220V216L202 218V213L205 212L204 210L206 209V206L204 209H202L203 211H200L197 212V214L195 215H189L187 213V209L191 206L197 208L199 207V205L201 206V204H204L205 203V199L207 198L206 197V194H203V191H201V189L198 187L200 185H196V186H193V187H190ZM36 185H37V182H36ZM44 185V184H43ZM108 186V184H106ZM122 185V184H121ZM133 185V184H132ZM144 185V184H143ZM142 185V186H143ZM155 185V186H156ZM30 186V185H29ZM28 186V188H29ZM33 186V185H32ZM67 186V185H66ZM66 186H65V189H66ZM71 186V185H70ZM76 186V185H75ZM104 186V185H103ZM145 186V185H144ZM147 186V185H146ZM31 187V186H30ZM38 187V186H37ZM49 187V186H48ZM52 187V186H51ZM77 187V186H76ZM121 187V186H120ZM124 187V186H123ZM149 187V186H147ZM208 187V186H207ZM26 188V187H25ZM27 190H30L28 189ZM44 188V187H43ZM64 188V187H63ZM75 188V187H74ZM98 188V187H97ZM96 188V190H97ZM111 188V187H110ZM112 188L115 190L116 189V184L114 183L112 185ZM111 188V189H112ZM122 188V187H121ZM154 188V187H153ZM32 190L26 192V194H23V191L19 188V191H20V194L17 196V201L16 202H13L12 200H10L9 196H10V193L13 192V191H16L18 190L17 187H15L14 185H12V182H9V181H0V264H97L91 257H87L84 256V257H81V256H78L74 253L73 249L70 248V244L72 243L73 245V242L74 240H77V233L79 235L80 232H77L76 235L74 233V237L73 236H70V237H65V235L63 234L64 231H62L63 228V225L68 222L69 220L72 219V216L76 213L72 208H71V201L69 199H67L68 197H65L64 194H61L63 195L61 198H52L50 196H46V197H41L39 194H36V192H34V188H31ZM47 189V188H46ZM83 189V188H82ZM85 189V188H84ZM93 189V188H92ZM119 189V188H118ZM135 189V188H134ZM133 189V190H134ZM155 189V188H154ZM207 189V188H206ZM205 189V190H206ZM218 189V188H217ZM25 190V189H24ZM58 190V189H57ZM68 191V189H66ZM71 190V189H70ZM99 190V189H98ZM102 190H103V187H102ZM101 190V191H102ZM110 190V189H109ZM123 190H126V189H123ZM121 190V191H123ZM160 190V191H159ZM210 190V189H209ZM72 191V190H71ZM82 191V190H81ZM85 191V190H83ZM119 191V190H118ZM127 191V190H126ZM141 193H140V196L141 198H146L148 197L147 195V192L144 190H139ZM38 192V191H37ZM44 192V191H43ZM51 192V191H50ZM111 192V191H109ZM120 192V191H119ZM129 192V191H128ZM207 192V191H205ZM46 193V192H44ZM80 193V191H79ZM122 193V192H121ZM218 193V192H217ZM53 194V193H52ZM74 194V193H73ZM78 194V192L76 193V195ZM88 194V193H87ZM100 194V193H99ZM107 194V193H106ZM110 194V193H109ZM117 194V193H116ZM216 194V193H215ZM50 195V194H49ZM54 195V194H53ZM75 195V196H76ZM86 195V194H85ZM133 195V193H132ZM132 195L130 196V194L126 195V198L127 200L126 201H133V197ZM210 195V194H209ZM45 196V195H43ZM96 196V195H95ZM211 196V195H210ZM214 196V195H213ZM55 197H57L55 195ZM98 197V196H97ZM96 197V199H97ZM106 197V196H105ZM212 197V196H211ZM73 198V197H72ZM75 198V197H74ZM93 198L94 195H93ZM92 198V199H93ZM100 198V197H99ZM124 199V197H122ZM215 198V197H214ZM121 199V197H120ZM151 199V198H150ZM212 199V198H211ZM264 198L262 197V200ZM91 200V199H90ZM89 200V201H90ZM148 200V199H147ZM96 201V200H95ZM94 201V202H95ZM125 201V202H126ZM215 201V199H214ZM213 201V203H214ZM260 201V200H258ZM77 202V201H76ZM88 202V201H87ZM86 202V203H87ZM103 202V201H102ZM101 202V203H102ZM107 202V201H106ZM114 202H115V199H114ZM122 202V201H121ZM118 203V204H121ZM144 202V201H143ZM150 202V201H149ZM207 202V201H206ZM221 202V201H220ZM244 202V201H243ZM253 202V201H252ZM264 202V201H263ZM96 203V202H95ZM100 203V204H101ZM110 203V202H109ZM116 203V202H115ZM153 203V202H152ZM212 203V204H213ZM222 203V202H221ZM220 203V204H221ZM114 204V203H113ZM142 204V203H141ZM151 204V203H150ZM224 204V203H223ZM245 204V203H244ZM261 204V203H260ZM75 205V204H74ZM92 205V204H91ZM108 205V204H107ZM208 205V204H206ZM247 205V204H246ZM250 205V204H249ZM258 205V203H257ZM263 205V204H262ZM81 206V205H80ZM87 207V205H84V207ZM118 206V205H117ZM157 206V205H156ZM205 206V205H204ZM210 206H211V203H210ZM217 206V205H216ZM85 207V208H86ZM90 207V206H89ZM88 207V208H89ZM95 207V206H94ZM93 207V208H94ZM134 207V206H133ZM140 207V206H139ZM244 207V206H243ZM258 207V206H257ZM256 207V208H257ZM116 208V207H115ZM114 208V209H115ZM157 208V207H156ZM240 208V207H239ZM246 208V207H245ZM259 208V207H258ZM263 208V207H262ZM76 209V208H75ZM100 209V208H99ZM112 209V211L114 210ZM123 208V212H126L128 209H125ZM131 209V208H130ZM145 209V208H144ZM192 209V208H191ZM229 209V208H228ZM236 209V208H234ZM247 209V208H246ZM146 210V209H145ZM193 210V209H192ZM210 210V209H209ZM215 210V209H214ZM217 210H218V207H217ZM216 210V211H217ZM221 210V209H220ZM224 210V209H223ZM233 210V209H232ZM100 212L103 211V210H99ZM211 211V210H210ZM250 211V210H249ZM91 212V211H90ZM95 212V211H93ZM104 212V211H103ZM145 212V211H144ZM192 212V211H191ZM222 212V210H221ZM246 212V211H245ZM84 213V212H83ZM211 213V212H210ZM224 213V212H223ZM222 213V214H223ZM234 213V212H233ZM238 213V212H237ZM252 213V212H251ZM22 214V215H28V216H31L32 214H37L38 216H42L43 218L46 217L48 218L47 221L46 219L44 218L43 220L45 221H37V220H34V215H33V219L26 225L24 223H22L20 220H19V215ZM92 214V213H91ZM100 214V213H98ZM102 214V213H101ZM112 214V212H111ZM148 214H149V211H148ZM154 214V213H152ZM220 214V213H219ZM18 215V216H17ZM108 215V214H106ZM113 215V214H112ZM212 215V214H211ZM248 215V214H247ZM76 216V214H75ZM97 216V215H96ZM101 216V215H99ZM104 216V215H102ZM119 216V215H118ZM146 217V214L144 215ZM143 216V217H144ZM149 216V215H147ZM212 216H215L212 215ZM211 216V217H212ZM225 216V215H224ZM84 217V216H83ZM106 217V216H105ZM114 217V216H113ZM133 217V216H132ZM144 217V218H145ZM157 217V216H155ZM167 217V216H166ZM250 217V216H248ZM247 217V218H248ZM258 217V216H257ZM77 218V217H76ZM75 218V219H76ZM79 218V216H78ZM81 218V217H80ZM128 218V216H127ZM210 218V217H209ZM219 218V217H218ZM217 218V220H218ZM222 218V217H221ZM233 218V217H232ZM21 219V218H20ZM24 219V217L22 218ZM97 219V218H96ZM104 219V217H103ZM106 219V218H105ZM104 219V220H105ZM112 217H111V221H112ZM134 219V217H133ZM141 219V218H140ZM175 219V218H174ZM224 219V218H223ZM242 219L244 220V217H242ZM87 220V219H85ZM85 220H84V223H85ZM142 220V219H141ZM149 220V219H148ZM147 218H146V223H147ZM152 220V218H151ZM173 220V219H172ZM222 219H220L221 221ZM227 220V219H226ZM241 220V221H243ZM257 220V219H256ZM72 221V220H71ZM80 221V219H79ZM96 221H99L96 220ZM107 221V220H106ZM115 221V220H114ZM136 220H134L133 222H135ZM170 220H168L169 222ZM208 221V220H207ZM214 221V219H213ZM232 221V220H231ZM235 221V219L233 220ZM232 221V222H233ZM74 222V221H73ZM105 222V221H104ZM155 222V221H154ZM210 222V221H209ZM240 222V221H239ZM254 222V221H253ZM98 223V222H96ZM113 223V222H112ZM123 223V222H122ZM126 223V222H125ZM165 223V222H164ZM220 223V222H219ZM222 223V222H221ZM234 223V222H233ZM241 223V222H240ZM100 224H101V221H100ZM99 224V225H100ZM106 224V223H105ZM111 224V223H110ZM134 224V223H133ZM140 224V223H139ZM216 224V221L215 223ZM213 224V225H214ZM223 224V223H222ZM230 224V223H229ZM253 224V223H252ZM71 225V224H70ZM163 225V224H162ZM238 225V224H237ZM69 226V225H68ZM72 226V225H71ZM77 226V225H76ZM103 226V224H102ZM100 226V227H102ZM148 226V225H147ZM236 226V225H235ZM249 226V225H247ZM260 226V225H259ZM84 227V226H83ZM95 227H97L95 225ZM99 227V228H100ZM129 227V226H128ZM136 227V226H135ZM134 227V228H135ZM185 227V228H186ZM264 227V226H263ZM67 228H70V227H67ZM73 228V227H72ZM78 228V227H77ZM80 228V226H79ZM86 227H84L85 229ZM105 228V227H104ZM121 228V226H120ZM164 228V227H163ZM169 228V227H168ZM167 228V229H168ZM210 228V227H209ZM28 229H32L31 233L30 234H27L26 232L28 231ZM106 229V228H105ZM104 229V230H105ZM155 229V228H154ZM166 229V228H165ZM193 229V228H192ZM191 229V230H192ZM200 229V228H199ZM217 229H218V226H217ZM229 230H231L230 228H228ZM233 229V228H232ZM68 230V229H67ZM76 230V229H74ZM78 230V229H77ZM87 230V229H86ZM107 230V229H106ZM105 230V231H106ZM128 230V228H127ZM130 230V228H129ZM143 230V229H142ZM152 230V229H150ZM162 230V229H161ZM202 230V229H201ZM212 230V229H211ZM227 230V229H226ZM69 231V230H68ZM79 231V230H78ZM109 231V230H108ZM138 231V230H137ZM169 231V230H168ZM185 231V230H184ZM200 231V230H199ZM228 231V230H227ZM249 231V230H248ZM63 232V233H62ZM73 232V231H72ZM76 232V231H75ZM89 232V231H88ZM102 232V231H101ZM111 232V230H110ZM119 232V231H118ZM117 232V234H118ZM140 232V231H139ZM165 232V230H164ZM181 232V231H180ZM186 232V231H185ZM218 232V231H217ZM221 232V231H220ZM244 232V231H243ZM259 232V231H258ZM71 233V232H70ZM82 233V232H81ZM109 233V232H107ZM132 233V232H131ZM130 233V235H131ZM142 233V232H141ZM145 233V230L144 232ZM151 233V232H150ZM166 233V232H165ZM223 233V232H222ZM241 233V232H240ZM134 234V233H133ZM132 234V236H133ZM159 234V233H157ZM156 234V235H157ZM188 234V233H187ZM226 234V233H225ZM238 234V233H237ZM242 234V233H241ZM260 234V233H258ZM120 235V233L118 234ZM146 235V234H144ZM184 235V234H183ZM192 235V234H191ZM195 235V234H194ZM219 235V234H218ZM254 235V234H253ZM264 235V233H263ZM82 236V235H81ZM87 236V235H86ZM86 236H84L86 238ZM108 236V235H106ZM110 236V235H109ZM108 236V237H109ZM120 236H123V235H120ZM130 236V237H132ZM187 236V235H186ZM239 236V235H238ZM80 236H78L79 238ZM150 237V236H149ZM152 237V236H151ZM166 237V236H164ZM173 237V236H172ZM178 237V235L176 236ZM259 237V236H257ZM100 238V237H99ZM111 238V237H110ZM133 238V237H132ZM141 238V237H140ZM159 238V237H158ZM182 238V237H181ZM202 238L204 240H202L201 238H199V245L201 247L204 248H207L211 245H218L219 243H224V244H230V243H233V238L231 237H225L224 240H220L217 238V234L216 232L215 233H211L209 234V232L207 231V233H203V236ZM241 238V237H240ZM250 238V237H249ZM94 239V238H93ZM106 239V238H105ZM113 239V238H112ZM121 239V237H120ZM134 239V238H133ZM156 239V238H154ZM163 239V238H162ZM167 239V238H166ZM184 239V238H183ZM182 239V240H183ZM119 240V239H118ZM128 240V239H127ZM139 240V239H138ZM141 240V239H140ZM139 240V241H140ZM161 240V239H160ZM165 240V239H164ZM170 240V239H169ZM173 240V238H172ZM188 240V238H187ZM243 240V238H242ZM82 241H85V240H82ZM96 241V240H95ZM113 241V240H112ZM135 241V240H134ZM143 241V240H142ZM141 241V242H142ZM145 241V240H144ZM79 242V241H78ZM98 242V241H97ZM106 242V240H105ZM104 242V243H105ZM116 242H117V239H116ZM162 242V241H161ZM160 242V243H161ZM167 242V241H166ZM177 242V241H176ZM183 242V241H182ZM188 242V241H187ZM88 243H89V240H88ZM110 243V242H109ZM122 243H124L122 241ZM140 243V242H139ZM150 243V242H149ZM157 243V242H156ZM168 243V242H167ZM195 243V242H194ZM264 243V242H263ZM79 244V243H78ZM81 244V243H80ZM91 244V243H89ZM95 244V242L93 243ZM98 244V243H97ZM113 244V242H112ZM148 244V243H147ZM151 244V243H150ZM159 244V243H158ZM182 244V243H181ZM188 244V243H187ZM245 244V243H244ZM243 244V245H244ZM254 244V243H253ZM108 245V244H107ZM119 245V244H118ZM124 245V244H122ZM141 245V244H140ZM144 245V244H143ZM141 245V246H143ZM154 245V244H153ZM170 245V243H169ZM177 245V244H176ZM242 245V243H241ZM248 245V244H247ZM246 245V246H247ZM75 246V245H74ZM96 246V245H94ZM100 246V245H99ZM112 246V245H111ZM115 246V245H114ZM120 246V245H119ZM140 246V247H141ZM190 246V245H188ZM263 246V245H262ZM123 247V246H122ZM128 247V246H126ZM156 247V246H155ZM158 247V246H157ZM163 247H165L163 245ZM186 247V246H185ZM240 247V246H238ZM243 247V246H242ZM77 248V247H76ZM88 248V246H87ZM134 248V246H133ZM143 249H145L144 247H142ZM148 248V247H146ZM168 248H171V245L170 247L168 246ZM166 248V249H168ZM191 248V247H190ZM223 248V246H222ZM237 248V247H236ZM89 249V248H88ZM94 249V247H93ZM92 249V250H93ZM96 249V248H95ZM104 249H105V246H104ZM109 249V248H108ZM107 249V250H108ZM111 249V248H110ZM109 249V250H110ZM113 249L112 248V252H113ZM149 249V248H148ZM181 249V248H180ZM202 249V248H201ZM200 249V251H201ZM234 249V248H233ZM264 249V248H263ZM90 250V251H92ZM110 250V251H111ZM116 250V248L114 249ZM121 250V249H120ZM125 250V249H124ZM127 250V249H126ZM130 250V249H129ZM135 250V248H134ZM139 250V249H138ZM151 250V249H150ZM169 250V249H168ZM186 251V249H184ZM183 250V251H184ZM228 250V249H227ZM251 250V249H250ZM77 251V250H76ZM89 251V250H88ZM99 251V250H98ZM123 251V250H122ZM133 251V250H132ZM131 251V252H132ZM173 251V250H172ZM176 251V250H175ZM231 251V250H230ZM256 251V250H255ZM261 251V250H260ZM80 252V251H79ZM82 252V251H81ZM85 252V251H84ZM95 252V251H93ZM103 252V251H102ZM118 252V251H116ZM124 252V251H123ZM143 252V250H142ZM158 252V251H157ZM164 251H162L163 253ZM208 252V251H207ZM226 252V251H225ZM224 252V253H225ZM258 252V251H257ZM104 253V252H103ZM102 253V254H103ZM153 253V252H152ZM175 253V252H174ZM198 253V252H197ZM217 253V251H216ZM239 253V251H238ZM247 253V252H246ZM92 254V253H91ZM105 254V253H104ZM113 254V253H112ZM117 255L119 253H116ZM129 254V253H128ZM136 254V253H135ZM144 254V253H143ZM176 254V253H175ZM182 254V253H181ZM263 254V253H262ZM93 255V254H92ZM97 255V254H96ZM125 255V254H124ZM150 255V253H149ZM190 255V254H189ZM188 255V256H189ZM198 255V254H197ZM201 255V254H200ZM261 255V254H260ZM105 256V255H103ZM114 257V255H111V257ZM120 256V255H118ZM139 256V255H138ZM148 256V255H147ZM165 256V255H164ZM174 256V255H172ZM192 256V255H191ZM199 256V255H198ZM241 256V255H240ZM252 256V254H251ZM255 256V255H254ZM93 257V256H92ZM96 257V256H95ZM98 257V256H97ZM96 257V258H97ZM107 257V255H106ZM110 257V258H111ZM126 258H128V256H125ZM133 257V256H132ZM141 257V256H140ZM157 257V256H155ZM163 257V256H162ZM244 257V256H243ZM262 257V255H261ZM143 258V256L141 257ZM148 258V257H147ZM151 258V256H150ZM174 260L176 257H173ZM182 258V257H181ZM180 258V259H181ZM189 258V257H188ZM187 258V259H188ZM191 258V257H190ZM227 258H230V257H227ZM102 259V258H101ZM137 259V258H136ZM149 259V258H148ZM155 259V258H154ZM184 259V258H183ZM203 259V258H201ZM217 259V257H216ZM220 259V258H218ZM245 259V258H244ZM254 259V258H253ZM263 259V258H262ZM261 259V260H262ZM98 260V259H97ZM103 260V259H102ZM111 260V259H110ZM109 260V261H110ZM117 260V259H116ZM151 260V259H150ZM149 260V261H150ZM205 260V259H204ZM214 260V259H213ZM255 260V259H254ZM106 261V260H105ZM108 261V260H107ZM108 261V262H109ZM118 261H120L118 259ZM129 261V260H128ZM127 259H126V262H128ZM132 261V260H131ZM134 261V260H133ZM180 261V260H179ZM183 261V260H182ZM207 261V259H206ZM256 261V260H255ZM254 261V262H255ZM260 261V260H258ZM124 262V261H123ZM125 262V263H126ZM160 262H164V261H161ZM159 262V263H160ZM175 264H176V261H174ZM194 263V261H192ZM244 262V260L242 261ZM110 263V262H109ZM114 263V262H113ZM130 263V262H129ZM135 263V262H134ZM146 263V261H145ZM151 263V261H150ZM153 263V262H152ZM155 263V262H154ZM183 263V262H181ZM204 263V262H203ZM228 263V262H227ZM251 263V262H250ZM249 263V264H250ZM106 264V263H105ZM116 264V262H115ZM119 264V263H117ZM128 264V263H127ZM147 264V263H146ZM163 264V263H162ZM174 264V263H173ZM179 264V263H178ZM205 264V263H204ZM208 264V263H207ZM214 264V263H213ZM229 264V263H228ZM258 264V263H257ZM260 264V263H259Z\"/></svg>",
    "mask_w": 264,
    "mask_h": 264
}]
</instances>
